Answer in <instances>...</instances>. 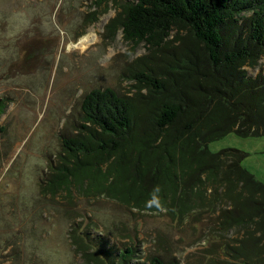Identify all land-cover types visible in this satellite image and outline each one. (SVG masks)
I'll return each instance as SVG.
<instances>
[{
    "label": "trees",
    "instance_id": "1",
    "mask_svg": "<svg viewBox=\"0 0 264 264\" xmlns=\"http://www.w3.org/2000/svg\"><path fill=\"white\" fill-rule=\"evenodd\" d=\"M111 1L120 11L107 30L148 53L124 74L127 93L85 95L49 187L176 222L218 213L220 236H243L223 238L229 261L210 264H264V183L243 166L247 153L209 149L231 133L264 137V71L247 69L264 58V0ZM5 108L0 100V117Z\"/></svg>",
    "mask_w": 264,
    "mask_h": 264
},
{
    "label": "rangeland",
    "instance_id": "2",
    "mask_svg": "<svg viewBox=\"0 0 264 264\" xmlns=\"http://www.w3.org/2000/svg\"><path fill=\"white\" fill-rule=\"evenodd\" d=\"M119 11L111 0H0V264H151L154 257L210 264L229 261L223 238L243 236H220L218 213L176 222L166 212L49 187L63 137L83 123L85 95L127 93L124 74L148 53L146 43L107 30ZM247 69L264 71V58ZM209 149L247 153L243 166L264 183V137L231 133Z\"/></svg>",
    "mask_w": 264,
    "mask_h": 264
},
{
    "label": "bare ground",
    "instance_id": "3",
    "mask_svg": "<svg viewBox=\"0 0 264 264\" xmlns=\"http://www.w3.org/2000/svg\"><path fill=\"white\" fill-rule=\"evenodd\" d=\"M85 40H83V42H84Z\"/></svg>",
    "mask_w": 264,
    "mask_h": 264
}]
</instances>
